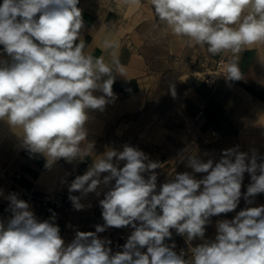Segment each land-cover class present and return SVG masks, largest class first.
Wrapping results in <instances>:
<instances>
[{
	"label": "clouds",
	"instance_id": "1",
	"mask_svg": "<svg viewBox=\"0 0 264 264\" xmlns=\"http://www.w3.org/2000/svg\"><path fill=\"white\" fill-rule=\"evenodd\" d=\"M79 2L0 3V46L8 57L0 58V121L22 129V146L42 155L45 168L91 157L86 172L68 187L80 195L68 199L80 211L82 197L103 193L104 223L95 231H76L65 244L55 212L40 221L28 202L9 193L11 215L0 220V264H264V205L218 220L214 238L205 239L211 217L235 211L242 196L251 205L264 193V157L255 150L249 155L238 146L225 149L218 162L183 154L192 172L176 173L158 191L160 164L142 150L125 144L122 151L109 147L95 154V142L87 140L89 112L114 102L113 85L125 69L115 54L106 63L85 53ZM151 7L172 34L187 38L188 47L206 46L213 56L231 53L222 74L226 81L241 80L240 54L264 44V0H151ZM117 46L109 39L103 43L105 49ZM195 173L206 175L198 179ZM245 173L250 183L242 193ZM129 226L133 231L115 252L111 240L98 236ZM173 229L188 241H204L191 250V261L183 249L174 250V241L166 243Z\"/></svg>",
	"mask_w": 264,
	"mask_h": 264
},
{
	"label": "crops",
	"instance_id": "2",
	"mask_svg": "<svg viewBox=\"0 0 264 264\" xmlns=\"http://www.w3.org/2000/svg\"><path fill=\"white\" fill-rule=\"evenodd\" d=\"M78 7L85 21L82 30L85 53L93 58L103 56L106 63H110L115 54L125 69L124 77L118 75L113 85L114 102L108 103L104 111L89 112L87 140L95 142V154H103L111 147L110 134L117 123L158 103L154 99L163 87L164 77L178 73L180 91L177 101H170V105L179 106L194 122L197 131L187 154L197 155L204 162L208 159L218 162L223 150L238 146L239 151L251 155L255 150L258 156L264 157V44L254 45L240 54L241 80L226 81L223 77L208 83L205 77L231 53L213 56L206 46L188 47L186 37L175 36L157 20L151 0H140L139 4L131 0H80ZM106 39L115 41L118 46L105 49ZM0 58L8 59L2 46ZM199 73L204 75L203 78L198 76ZM212 131H217L219 137L215 138ZM22 135V129L11 128L0 121V192L3 193L0 195V212L8 211L6 197L15 192L18 198L29 199L28 203L40 221L49 219L55 212V224L59 226L65 244L72 241L76 231H95L97 224L103 225L99 205L103 193L99 197L95 193L82 197L85 208L80 211L75 210L68 199L70 194L80 195L79 192L69 193L68 187L77 175L86 172L92 158L73 163L61 159L51 168H45L42 155L31 154L22 146ZM186 171L192 172V169L186 166V160L180 161L167 181L174 179L176 173ZM194 175L199 179L206 174ZM249 183L250 176L245 173L242 193L246 192ZM47 194H61L60 202L44 205L42 198ZM260 205H264V193L258 194L251 205H246L242 196L235 211L210 218L205 239L214 238L218 220H231L245 207ZM131 231L130 226L108 228L98 236L111 240L110 247L115 252L120 250L118 246L126 242ZM172 232V239L166 243L174 241L177 253L184 247L185 258L191 261V250L204 241H188L187 237Z\"/></svg>",
	"mask_w": 264,
	"mask_h": 264
},
{
	"label": "rangeland",
	"instance_id": "3",
	"mask_svg": "<svg viewBox=\"0 0 264 264\" xmlns=\"http://www.w3.org/2000/svg\"><path fill=\"white\" fill-rule=\"evenodd\" d=\"M198 76L203 78L204 75L199 73ZM180 85L178 73L165 76L163 87L154 99L159 102L141 113L126 117L113 127L110 134L111 148L122 151L127 144L142 150L152 161L159 162L160 167L155 170L159 185L168 180L180 163V156L188 153L197 137L194 122L182 113L179 106L170 105V101H177Z\"/></svg>",
	"mask_w": 264,
	"mask_h": 264
},
{
	"label": "built area",
	"instance_id": "4",
	"mask_svg": "<svg viewBox=\"0 0 264 264\" xmlns=\"http://www.w3.org/2000/svg\"><path fill=\"white\" fill-rule=\"evenodd\" d=\"M231 56H227V57H223L218 63H217V67L215 68V70L213 71V73H210L209 76L205 79L206 81L209 83L210 81L213 83L214 80L218 79V78H223L224 76L222 75L224 72V65L226 63V61L230 58ZM201 114V113H200ZM212 134L215 138L219 137V134L217 133V131H212ZM160 185L157 183V191L159 190ZM61 200V194H47L42 198V203L44 205L47 204H55L57 205ZM29 199L26 200V202H28ZM102 213V211H101ZM11 213L10 211H4V212H0V220L3 221H7V219L10 217ZM100 221H103L102 219V214L100 215ZM172 231L175 232V230L173 229ZM184 237V236H182ZM183 249L184 247H181L180 250Z\"/></svg>",
	"mask_w": 264,
	"mask_h": 264
},
{
	"label": "bare ground",
	"instance_id": "5",
	"mask_svg": "<svg viewBox=\"0 0 264 264\" xmlns=\"http://www.w3.org/2000/svg\"><path fill=\"white\" fill-rule=\"evenodd\" d=\"M211 73H213V71Z\"/></svg>",
	"mask_w": 264,
	"mask_h": 264
}]
</instances>
